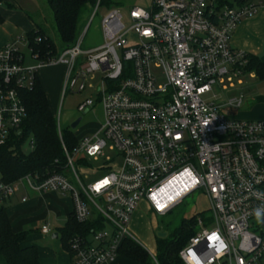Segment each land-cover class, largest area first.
<instances>
[{"label":"built area","instance_id":"obj_1","mask_svg":"<svg viewBox=\"0 0 264 264\" xmlns=\"http://www.w3.org/2000/svg\"><path fill=\"white\" fill-rule=\"evenodd\" d=\"M260 5L264 0L233 6L220 0H150L147 7L132 6L126 24L113 8L100 20L101 45L82 50L78 37L60 53L40 57L30 50L38 62L34 67L23 64L21 45H28L23 36L0 45V145L20 133L27 115L22 92L44 66H64L63 96L78 82L81 92L86 78L100 73L97 93L104 114L97 130L79 138L72 150L62 143V172L29 173L9 184L0 180V202L22 188L68 194L73 218L89 225L69 239L70 264H108L123 241L133 239L128 226L140 202L162 216L203 191L210 215L196 218L194 234L178 253L182 262L191 249L204 264H264V223H251L253 209L264 204V120L228 118L205 99L213 85L226 90L243 74L245 52L233 48L230 37ZM229 104L240 106L241 100ZM92 105L88 98L77 110ZM57 131L60 136L58 124ZM105 149L122 159L118 170L103 157ZM101 156L98 170L106 174L83 184L74 159ZM104 178L110 184L96 190ZM213 231L229 245L222 256L209 249ZM40 232L48 234V225ZM151 258L157 264L154 254Z\"/></svg>","mask_w":264,"mask_h":264},{"label":"rangeland","instance_id":"obj_2","mask_svg":"<svg viewBox=\"0 0 264 264\" xmlns=\"http://www.w3.org/2000/svg\"><path fill=\"white\" fill-rule=\"evenodd\" d=\"M20 6L21 9L29 12L30 15L39 19L43 32L50 37L55 43L58 53L62 50V44L58 37L51 9L49 8L46 0H12ZM250 1V0H249ZM257 1V0H251ZM113 4L110 8H98L93 15L94 9L88 12L81 20L79 37L81 40V49L89 50L95 48L103 43V35L101 29V18L109 10L116 8L123 16V22L126 24V15L128 10L134 6L147 7L150 0H112ZM2 6L7 7L5 2H1ZM25 32H19L24 36ZM130 41L135 42V37L130 35ZM21 51L24 54V66L34 67L37 66V60L33 59L30 54V48L27 44L21 45ZM154 72H157L153 70ZM158 74V73H157ZM159 75V74H158ZM38 76L41 79L46 77V96L50 110L56 120V125H59L61 131L71 129V124L80 118L79 123L71 129L77 138L84 135H89L97 130V128L104 122V114L100 101L98 100L97 88L101 86V74L95 73L86 78L84 88L78 92V82L73 92L67 91L65 96L62 95L65 69L62 64L54 66H44L39 68ZM241 80L240 84L236 83V79ZM237 78L233 79L234 86L222 90L220 85L215 84L212 86V91L205 96V99H211L214 104L220 107V112L230 118L244 119V120H264V80L259 79L252 73H243ZM227 85V82H225ZM215 95L214 98L212 96ZM91 99L93 105L88 107L87 111L80 112L77 110L79 103L85 99ZM241 100L240 106H233L229 103L234 100ZM27 140L22 150L28 153L31 150ZM103 157H108L111 160V168L118 170L122 164V159L115 156V154L107 149L104 150ZM102 156L99 160L86 158L82 163L75 158L73 165L77 175L83 184H88L97 178H100L107 171L98 170L104 161ZM72 184L77 188L78 183L72 180ZM58 194V193H57ZM62 204L65 207L72 208V200L68 194H58ZM49 204V203H48ZM209 203L203 193L198 191L191 196L186 197L183 202L175 207L172 211L165 215H157L152 213L148 206L143 202L138 204L134 213L132 214L131 221L128 229L133 239L138 242L149 255L155 254V232L172 231L178 227L182 219L190 218L196 214L197 217L206 219L210 212L208 210ZM45 209V207H44ZM46 210V209H45ZM54 212L48 210L44 215L39 212L37 220V227L47 224L50 232L46 235L41 234L39 231H32L29 233L30 240L24 242L23 245H35L39 250L42 248H56L60 247V239L52 238L51 235L57 232L64 222V216L61 218L54 217ZM255 218L251 219V223H255Z\"/></svg>","mask_w":264,"mask_h":264},{"label":"trees","instance_id":"obj_3","mask_svg":"<svg viewBox=\"0 0 264 264\" xmlns=\"http://www.w3.org/2000/svg\"><path fill=\"white\" fill-rule=\"evenodd\" d=\"M2 0H0L1 3ZM51 9L54 25L62 44V49L72 46L79 37L82 18L96 6L97 0H46ZM249 0H220L229 6L241 5ZM112 0H99L98 8H110ZM30 50L40 57L56 54L55 43L41 28H33L25 33ZM246 63L243 73H252L264 80V58L245 53ZM27 115L21 131L5 145H0V180L5 184L15 182L29 173L47 175L62 172L65 158L62 143L72 150L78 139L71 129L57 131L56 120L48 105L47 96L38 77L33 86L22 92ZM31 140V150L25 153L23 144ZM0 202V255L8 264H39L38 250L35 245L22 246L26 231L14 232L6 214L5 202ZM197 215L182 219L179 226L167 230L165 238H156L154 259L157 264H184L178 253L189 237L194 234V222ZM89 225L80 224L73 213L66 215L64 225L58 234L61 246L68 251V242L74 233L88 229ZM124 256L141 264H155L149 253L135 240L126 239L118 250V256Z\"/></svg>","mask_w":264,"mask_h":264},{"label":"crops","instance_id":"obj_4","mask_svg":"<svg viewBox=\"0 0 264 264\" xmlns=\"http://www.w3.org/2000/svg\"><path fill=\"white\" fill-rule=\"evenodd\" d=\"M2 1L7 4V7L2 6V3H0V45L13 40L15 37L22 36L19 32L26 33L33 28H41L39 19L30 15L26 10L21 9L18 4L12 0ZM259 1L262 0L251 2L257 4ZM230 44L235 49L264 58V5H260L254 15L244 18L237 24L231 34ZM37 77L39 78L38 71ZM39 80L46 94V77L43 76L41 79L39 78ZM58 194L56 192L39 194L22 188L17 194L7 199L5 202L6 214L11 229L14 232H27L26 237L21 244L22 246H29L23 245V243H26V241L30 240V236H33L32 234L29 235L30 232H40V227H37L39 212H42L44 215L50 209L54 212V217L59 219L64 216V222L66 215L72 212V208L69 209V207H65L62 204L61 200L63 199L59 198V196H57ZM22 197H25L26 199L22 201ZM140 203L142 204L143 202ZM64 222L62 226L64 225ZM58 230L56 232V238L59 236ZM37 250L39 264H70L68 251L63 249L61 243L60 247L54 249L42 248L39 250L37 248ZM0 264H8L2 255H0ZM108 264L141 263L119 255L113 262Z\"/></svg>","mask_w":264,"mask_h":264},{"label":"clouds","instance_id":"obj_5","mask_svg":"<svg viewBox=\"0 0 264 264\" xmlns=\"http://www.w3.org/2000/svg\"><path fill=\"white\" fill-rule=\"evenodd\" d=\"M109 178H104L101 182L94 185L96 190H99L101 186H107L110 184ZM198 183L194 178L193 185ZM171 199V197H169ZM165 205L160 204L159 209L163 210ZM251 215L254 216L257 223H264V204H261L253 209ZM211 244L209 245L210 250H214L217 256H222L227 250L229 245L224 241L218 231H213L210 235ZM198 242V241H197ZM188 256L186 258V264H204L202 258L197 255L193 250L189 249ZM242 264V262H241Z\"/></svg>","mask_w":264,"mask_h":264},{"label":"water","instance_id":"obj_6","mask_svg":"<svg viewBox=\"0 0 264 264\" xmlns=\"http://www.w3.org/2000/svg\"><path fill=\"white\" fill-rule=\"evenodd\" d=\"M79 121H80V118L77 119L74 123H72L71 124V129H73L79 123ZM155 235H156L157 238H165L167 236V232L158 230V231L155 232ZM51 237L52 238H56L57 237V233L56 232L53 233L51 235Z\"/></svg>","mask_w":264,"mask_h":264}]
</instances>
